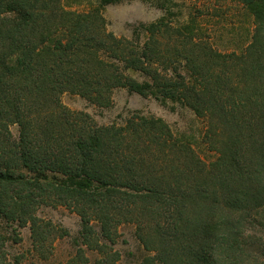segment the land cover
I'll return each instance as SVG.
<instances>
[{
	"label": "trees",
	"instance_id": "16d2710c",
	"mask_svg": "<svg viewBox=\"0 0 264 264\" xmlns=\"http://www.w3.org/2000/svg\"><path fill=\"white\" fill-rule=\"evenodd\" d=\"M63 1L0 0V264L23 261L8 251L14 224H29L32 251L53 253L66 233L38 211L58 204L82 218L80 241L101 253L97 264L120 260L105 241L122 223L153 252L140 264H264V236L247 231L264 209V0H219L254 17L240 52L167 16L139 25L144 42L117 37L101 10L122 0L89 11ZM118 87L191 108L217 157L201 159L159 117L100 124L61 100L70 92L109 106ZM76 261L88 263L84 248Z\"/></svg>",
	"mask_w": 264,
	"mask_h": 264
},
{
	"label": "rangeland",
	"instance_id": "374dc122",
	"mask_svg": "<svg viewBox=\"0 0 264 264\" xmlns=\"http://www.w3.org/2000/svg\"><path fill=\"white\" fill-rule=\"evenodd\" d=\"M165 0H122L106 4L102 7V14L107 22V29L117 37L146 41L147 35L135 31L139 25L148 24L167 16L174 24H187L194 21L204 37L221 52L242 51L252 40L254 30V17L241 4L230 2L223 4L219 0H170L164 8ZM67 9L89 11L100 7V0H64ZM170 8L172 14L167 10ZM183 73H186L185 70ZM130 75L138 80L146 77L138 71H129ZM112 102L103 106L70 92L61 95L62 103L73 111L88 113L100 124L123 123L127 117L136 112L144 116H156L167 123L172 131L179 137L188 140L201 159L209 162L217 157V152L208 149V140L205 141L207 128L206 121L199 117L191 108L171 100L163 101L152 95H143L131 92L127 88H115L111 94ZM14 135H18V126L11 127ZM263 208V207H262ZM38 214L61 226L66 234L56 238L54 250L49 257H41L32 251L31 229L29 224L20 226L14 224L6 226L12 235L8 242V251L11 257L24 254L20 264H69L75 257L78 248H84L89 259L86 264H97L101 253L87 248L80 238L82 218L71 207L58 204L46 205L39 209ZM254 222H250L247 231L264 236V209H260ZM92 224L99 231L96 221ZM14 231H13V229ZM119 237L110 244L120 255L117 264H140L146 255L153 254L147 251L139 242L136 235V225L122 223L118 226ZM17 235V236H16ZM16 236V238H14ZM31 250V251H30ZM264 259V258H263ZM74 264H83L76 261Z\"/></svg>",
	"mask_w": 264,
	"mask_h": 264
}]
</instances>
